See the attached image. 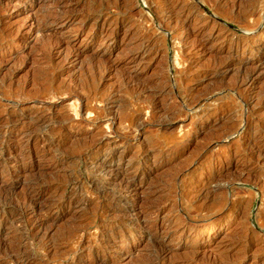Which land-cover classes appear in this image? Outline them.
Segmentation results:
<instances>
[{
    "label": "rangeland",
    "instance_id": "374dc122",
    "mask_svg": "<svg viewBox=\"0 0 264 264\" xmlns=\"http://www.w3.org/2000/svg\"><path fill=\"white\" fill-rule=\"evenodd\" d=\"M0 264H264V0H0Z\"/></svg>",
    "mask_w": 264,
    "mask_h": 264
},
{
    "label": "bare ground",
    "instance_id": "6f19581e",
    "mask_svg": "<svg viewBox=\"0 0 264 264\" xmlns=\"http://www.w3.org/2000/svg\"><path fill=\"white\" fill-rule=\"evenodd\" d=\"M258 25H260V24H258ZM263 26V25H262ZM259 27V26H258ZM206 99V98H205ZM195 100H197V99H195ZM193 102V101H192ZM202 102V101H201ZM259 102V101H258ZM193 103H196V102H193ZM200 103V102H199ZM200 106V105H199ZM258 126V125H257ZM255 128V127H254ZM258 131V130H257ZM256 133V132H255ZM258 133V132H257ZM257 147V146H256ZM258 148V147H257ZM259 150H261L260 148H259ZM261 152H262V150H261ZM112 199V198H111ZM213 225V224H212ZM211 225V226H212ZM210 231V230H209ZM110 239V238H109ZM9 250V249H8ZM13 252V251H12ZM10 253V252H9ZM15 255V254H14ZM15 257V256H14ZM22 259V258H21ZM17 261V260H16Z\"/></svg>",
    "mask_w": 264,
    "mask_h": 264
}]
</instances>
